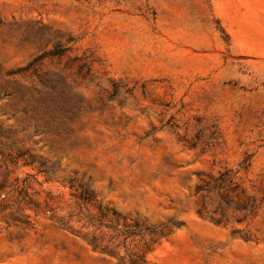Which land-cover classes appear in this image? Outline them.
<instances>
[{
	"label": "rangeland",
	"instance_id": "obj_1",
	"mask_svg": "<svg viewBox=\"0 0 264 264\" xmlns=\"http://www.w3.org/2000/svg\"><path fill=\"white\" fill-rule=\"evenodd\" d=\"M264 264V0H0V264Z\"/></svg>",
	"mask_w": 264,
	"mask_h": 264
},
{
	"label": "trees",
	"instance_id": "obj_2",
	"mask_svg": "<svg viewBox=\"0 0 264 264\" xmlns=\"http://www.w3.org/2000/svg\"><path fill=\"white\" fill-rule=\"evenodd\" d=\"M126 254L127 260L122 258L120 264H146V259L142 250L136 249V251L132 250Z\"/></svg>",
	"mask_w": 264,
	"mask_h": 264
}]
</instances>
